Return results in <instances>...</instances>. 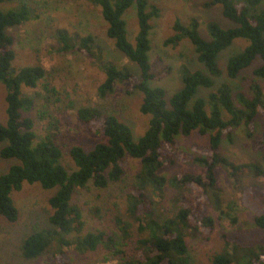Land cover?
Masks as SVG:
<instances>
[{
	"label": "trees",
	"instance_id": "1",
	"mask_svg": "<svg viewBox=\"0 0 264 264\" xmlns=\"http://www.w3.org/2000/svg\"><path fill=\"white\" fill-rule=\"evenodd\" d=\"M12 1L18 2L15 9L2 10L0 7V82L7 89V121L5 124L0 122V142L5 144L0 155L16 162L0 174V215L9 222L19 219L20 212L12 194L22 190L25 183H39L44 189H56L49 198L52 210L48 218L50 227L35 229L23 239V256L36 259L53 247L56 257L53 264H77L68 249L78 253L104 249L105 260L113 261V264H194L187 242L190 229L197 223L213 229L215 219L204 213L206 206L212 205L215 210L224 212L216 167L224 166L233 177L246 171H262L256 162L235 164L224 154L221 142L225 136L231 140L234 129L241 125L245 126L249 137L254 135L255 117L260 108L264 111L263 87L254 80L247 89L235 92L230 83L222 82L207 96L201 93V97H196V94L199 87L217 85L216 79L223 73L219 55L239 38L248 40L249 44L229 57L227 75L237 78L257 57H261L262 63L253 73L264 78V0H210L208 4L220 5L224 17L234 25L223 27L210 20L206 24L207 36L201 34L198 19L192 18L186 24L177 18L173 34L164 43L177 46L188 40L194 46L197 61L204 68L168 64L158 71L153 70L150 55L152 21L160 16V7L150 5L148 0H88L101 8L108 25L107 37L114 41L118 51L135 63L137 71L104 57L102 47L96 44L91 33L79 36L66 28H58L54 36L59 51L80 50L98 58L105 73V79L98 87L102 98L112 94L118 83L129 81L132 88L142 92L140 111L150 115V120L146 131L136 141L131 126L116 114L95 106L80 107L79 120L91 131L104 135L106 141L98 142L91 149L78 144L71 146L70 156L76 167L70 171L61 161L64 150L56 133L38 136L34 119L25 115L36 104L32 98L23 95V87L35 88L48 71L41 63L13 67L15 38L8 30L35 16L26 0H0V4ZM132 6H136L139 25L135 43L129 40L125 19ZM172 72L180 76L182 88L167 101L166 90L151 83L155 84ZM194 130L209 134L208 145L192 144L202 150L192 158L194 163L201 165V171H185L167 179L161 169L176 163L174 152L179 146L178 135H189ZM252 146L264 151V132L253 140ZM128 155L139 159L141 166L127 194V211L140 222L139 230L144 235L132 241L123 226L114 231L97 229L85 232L83 212L72 203L74 193L90 186L104 189L121 181L126 174ZM167 182L178 187L194 184L207 194L208 200L196 195H189L186 199L180 195L178 211L170 217L158 218L154 211L155 202L148 197L147 189H156L167 199L171 197L166 195ZM173 201L176 203V199ZM254 224L264 230V210L255 215ZM263 247L226 239L225 249L214 253L210 264H264Z\"/></svg>",
	"mask_w": 264,
	"mask_h": 264
},
{
	"label": "rangeland",
	"instance_id": "2",
	"mask_svg": "<svg viewBox=\"0 0 264 264\" xmlns=\"http://www.w3.org/2000/svg\"><path fill=\"white\" fill-rule=\"evenodd\" d=\"M33 8L34 16L30 20L9 28L15 38L16 58L13 67L43 64L48 75L35 88L23 87V95L32 98L35 108L25 115L35 121L38 136L49 132L56 133L59 143L63 146L61 158L64 166L70 171L76 165L70 156L71 146L78 144L91 149L98 142L106 141V137L91 131L87 124L79 120L78 109L83 106H95L104 112L116 114L122 121L129 124L137 141L146 131L150 115L140 111L143 94L132 88L129 81L118 83L112 94L105 98L99 96L98 87L105 79V73L97 57L87 55L84 51H59L58 42L54 36L58 28H66L71 34L85 36L89 33L95 37L96 44L103 49V56L120 65H127L137 71L135 63L115 48L114 41L107 37V23L101 8L88 0H26ZM210 0H148L161 9L158 18L153 19L151 32L153 70L158 71L171 64L179 67L182 64L192 69L204 68L197 61L194 46L183 40L179 45L164 43L173 34V25L177 18L188 23L192 18L200 22V32L207 36L206 24L210 20L219 22L223 27L234 23L224 17L220 5H209ZM18 2L0 4L2 10L15 9ZM129 40L135 43L138 31L136 6H132L125 14ZM249 41L243 38L234 43L219 55V66L223 70L221 77L216 79L212 88L199 87L196 97L201 93L217 90L219 84L228 82L234 91L247 89L250 82L256 80L264 89V78L254 75L253 70L261 65V57H257L237 78H230L226 65L230 56L241 52ZM166 90V99L182 88L180 76L175 72L162 80L151 83ZM7 89L0 82V122L7 121ZM210 110V107L208 108ZM225 118L226 115L224 114ZM254 135L249 137L244 125L236 127L233 138L225 136L221 145L225 155L235 164L256 162L261 172L246 171L233 177L230 171L222 165L216 167V177L223 199L224 212L215 210L212 205L206 206L204 213L211 214L214 219L212 230L200 223L191 228L187 237L189 254L194 264H210L212 255L225 249L226 239L247 245L264 246V230L256 227L254 217L264 210V151L253 148V140L264 132V111L260 108L255 117ZM178 149L174 152L176 163L161 169L167 179L185 171L200 172L201 165L194 163L192 158L201 153L199 147L192 144L208 145L209 134L203 135L194 130L189 135H178ZM0 142V150L4 146ZM126 174L121 181L111 183L107 188L100 189L90 186L77 189L72 203L78 205L83 212L85 232L97 229L108 231L119 230L121 226L129 231V239L137 240L144 235L139 230L140 222L127 211V194L131 191L136 173L141 162L139 159L127 156ZM15 159H5L0 155V174L7 171L15 163ZM56 189H44L39 183H25L20 191H14L12 196L19 209L20 216L16 222H9L0 215V264H53L54 248L49 247L36 259H27L22 254L23 239L35 229L50 227L48 218L52 213L49 198ZM165 192H163L164 194ZM218 195L219 192L217 191ZM161 197L160 191L148 188L147 195L153 199L156 217L166 218L174 215L179 209L178 196L196 195L197 198L208 200L207 194L194 184L186 187L174 186L167 182L166 195ZM176 196V197H173ZM176 199V203L173 201ZM147 208H145L146 210ZM120 219V221H118ZM233 219H236L233 222ZM264 248V247H263ZM68 253L77 264H113L106 261L104 249L78 253L68 249Z\"/></svg>",
	"mask_w": 264,
	"mask_h": 264
}]
</instances>
